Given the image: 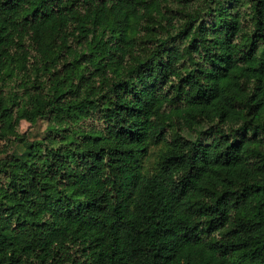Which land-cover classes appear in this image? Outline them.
I'll use <instances>...</instances> for the list:
<instances>
[{"label":"trees","instance_id":"16d2710c","mask_svg":"<svg viewBox=\"0 0 264 264\" xmlns=\"http://www.w3.org/2000/svg\"><path fill=\"white\" fill-rule=\"evenodd\" d=\"M0 139V264H264V0H0Z\"/></svg>","mask_w":264,"mask_h":264},{"label":"rangeland","instance_id":"374dc122","mask_svg":"<svg viewBox=\"0 0 264 264\" xmlns=\"http://www.w3.org/2000/svg\"><path fill=\"white\" fill-rule=\"evenodd\" d=\"M239 8L241 10H245L246 4H241ZM71 66L72 58L67 54H64L61 57L59 63L45 75V79H50L49 83H47L46 85H49L53 80L58 79L61 80V82H64V80L67 79V75L70 73ZM1 89L9 99L10 103H14L15 106L19 104L22 108V112L25 113V116L19 128L21 134H24L25 138L28 141H33L44 137L48 126V121L45 118L37 116L34 104V97L37 94H40V90L34 89L33 87L31 88L30 85H28V87L23 85L21 87H18L16 84H12L11 82L3 83ZM66 99L67 105H74L75 101L79 100L77 97H73L72 95H69L68 97H66ZM69 120L79 125L87 124L99 126L103 124L101 119H99L98 117H84L81 120L77 121L74 117H71L69 118ZM1 134H4V132H1ZM5 142H7V140L0 139V145H4ZM8 145L11 152H20L23 149L22 143L15 142L13 140L9 141ZM157 151L158 148H152L150 150V154L146 160V164H149L151 166L154 165Z\"/></svg>","mask_w":264,"mask_h":264}]
</instances>
